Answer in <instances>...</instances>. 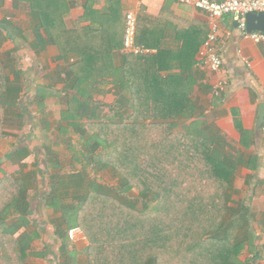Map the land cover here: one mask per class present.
I'll use <instances>...</instances> for the list:
<instances>
[{
	"label": "trees",
	"instance_id": "1",
	"mask_svg": "<svg viewBox=\"0 0 264 264\" xmlns=\"http://www.w3.org/2000/svg\"><path fill=\"white\" fill-rule=\"evenodd\" d=\"M93 12L86 9L88 16ZM115 22L116 28L105 33L84 29L88 42L83 47L80 27L74 28L70 45L60 48L62 57L72 53L76 59L67 67L63 90H52L64 106L53 132L63 137L68 163L51 146H43L49 177L43 198L60 241L57 263L257 264L262 255L255 242L256 213L244 200L233 199L242 158L191 100L197 35L179 30L185 21L169 20L181 47L168 49L159 42L157 51L183 58L176 64L178 72L168 65L169 72L161 75L163 67L149 66V54L122 53L118 65L107 62L123 45L124 18L119 15ZM39 24L49 41L56 42L53 18L42 15ZM141 34L137 18L136 42L150 47ZM198 34L201 44L206 34L203 29ZM6 82L0 78V139L7 116H21L16 112V78L9 91ZM102 82L114 88L112 103L94 99ZM42 89L34 100L39 107L48 96ZM29 154L20 146L5 159L15 164ZM66 164L74 169L64 171ZM36 167L28 173L1 170L0 264H28L30 253L42 258L48 254L32 247L40 235L30 218ZM103 171L114 184L99 180ZM71 229L80 230L88 241L83 252L69 248Z\"/></svg>",
	"mask_w": 264,
	"mask_h": 264
},
{
	"label": "crops",
	"instance_id": "2",
	"mask_svg": "<svg viewBox=\"0 0 264 264\" xmlns=\"http://www.w3.org/2000/svg\"><path fill=\"white\" fill-rule=\"evenodd\" d=\"M86 9L94 12L88 16ZM127 11H133L139 19V32L141 30L143 33L139 38L151 44L150 47L145 46L150 50L145 53L151 55L149 66L163 67L161 75L169 72L166 70L168 65L172 72H178L179 66L176 64L183 58V55L177 53L159 54L157 51L159 42L169 47L168 49L178 50L181 47V42L173 36L169 20L185 21L181 23L179 30L192 33L193 37L197 35L198 49L194 55L195 63L190 77L193 85L191 100L203 119L220 131L231 152L242 158L234 179V187L238 193L234 194L233 199L244 200L256 213L254 231L258 239L255 242L262 255L257 264H264V123L256 130L258 107L264 103V42L244 37L233 15H224L218 20L216 46L222 59V67L217 72H211L199 57L202 43L199 44L198 41L199 30L203 29L207 35L208 17L205 12L191 5L172 0H0V78L4 76L8 79L9 83L6 82L5 87L7 91L12 86L10 81L13 84L16 78V89H20L16 112L21 115L20 122H23L25 116L28 117L24 112L27 103L32 107L31 114L39 116L40 132L48 130L51 134L54 131L60 118V110L64 106L52 94L63 90L67 67L76 59L72 53L63 57L61 55L62 46L66 49L72 41V29L80 27L83 47L88 42V37L83 35L86 33L84 29H100L104 33L105 29L114 30L118 24L115 19L118 20L119 15L124 18ZM42 15L53 18L51 30L56 42H50L43 29L38 28ZM110 16L113 17L112 20H109ZM35 31L39 32L35 34ZM114 39L113 34V43ZM100 42L102 44L104 39ZM139 44L144 46L140 42ZM120 54L121 49L117 54L112 53L107 62L112 66L118 65ZM185 61H189V56H185ZM221 79L226 81V87L220 96H215L212 86ZM39 88H44L42 92L48 93L42 107L34 103ZM96 88L95 92L100 93L94 98L96 101L112 103L115 100L111 83H98ZM27 94L32 95L30 99L26 98ZM51 104H56L59 108L58 118L52 119L55 121H50ZM12 117L13 114H10L6 118L5 134L0 142L5 140L11 144L14 142L13 138H17V131L7 128ZM44 123H48L47 129ZM34 127L35 125L30 124V128ZM19 138L21 139V135ZM15 146L16 148L11 149L8 146L4 153L17 149V145ZM25 147L30 154L23 162L33 155L31 148L27 145ZM16 166L17 163L13 164L14 170L8 172L17 171ZM40 236L41 234L38 239H41ZM70 239L74 245L73 238Z\"/></svg>",
	"mask_w": 264,
	"mask_h": 264
},
{
	"label": "rangeland",
	"instance_id": "3",
	"mask_svg": "<svg viewBox=\"0 0 264 264\" xmlns=\"http://www.w3.org/2000/svg\"><path fill=\"white\" fill-rule=\"evenodd\" d=\"M32 95L27 94L26 98L30 99ZM26 99V100H27ZM25 114H28V117L23 118V122H20L19 116H13L11 119V122L9 123L8 127L10 130L17 131V138L14 139L11 144L9 142H6L5 140H2L0 142V158L3 160L0 165V174L1 170L4 169L5 171H12L14 168L12 167L13 163L11 160H6L4 153V150H8V148H16L20 146H29L33 152V155H30L25 162L21 161L17 163L16 170L19 172L28 173L29 170L34 167V164L37 165L36 172L37 175L35 177V183L31 184V188L29 191V196L32 203V211L30 218L32 219V225H34L37 230L40 231V238L37 239L34 242L33 249L35 251H45L47 252V256L45 258L42 257H36L29 254V258H27L28 264H58L57 263V257H58V247L60 244V241L57 239V237L54 234V228L52 224L50 223V218L53 216V212L51 209L46 208L44 206V198L43 194H45L48 191V185H49V177L44 171V168L46 167L44 165V144L51 146L57 153L58 157L63 163H68L67 159L69 157V152H67L66 148H64V144L62 142L63 137L58 138L57 133L50 132L47 130H39L38 126L40 125L39 122V116L38 115H32V107L31 105L25 103ZM59 108L58 105L51 104L49 107V113L51 114V120L54 118H58L59 116ZM30 124L35 125V127L32 129L30 128ZM39 124V125H38ZM45 133V134H44ZM56 134V135H55ZM19 135H21V139L19 138ZM19 139V141L17 140ZM9 146V147H8ZM15 146V147H14ZM3 152V153H2ZM8 154V153H7ZM76 165H79L78 163ZM74 166V165H73ZM72 165H65L64 171H72L74 169ZM9 167V169H8ZM19 169V170H18ZM39 169H41L43 172H40ZM12 173V172H10ZM99 180L103 181L108 184H114V179L111 177L109 172L103 171L99 173ZM38 231V232H39ZM74 245L72 243L69 244V248L76 247L79 250H84V245L88 243L84 235L81 231L78 229L76 230V234L73 238ZM44 245H48V247H44ZM47 250V251H46ZM80 252V253H81ZM36 253V252H35ZM245 255L242 256V259Z\"/></svg>",
	"mask_w": 264,
	"mask_h": 264
},
{
	"label": "built area",
	"instance_id": "4",
	"mask_svg": "<svg viewBox=\"0 0 264 264\" xmlns=\"http://www.w3.org/2000/svg\"><path fill=\"white\" fill-rule=\"evenodd\" d=\"M174 2L191 5L202 10L208 17L209 30L199 50V57L211 72H217L222 67V59L218 54L216 41L218 37V20L224 15H233L244 37L255 42H264V32L246 30V14L249 12H264V0H172ZM137 17L133 11L124 14V30L122 53L145 54L150 50L136 42ZM246 63H248L246 61ZM226 87V81L218 80L212 86L215 96H220ZM76 229L68 231L70 238H74Z\"/></svg>",
	"mask_w": 264,
	"mask_h": 264
},
{
	"label": "water",
	"instance_id": "5",
	"mask_svg": "<svg viewBox=\"0 0 264 264\" xmlns=\"http://www.w3.org/2000/svg\"><path fill=\"white\" fill-rule=\"evenodd\" d=\"M246 30L250 31H262L264 32V12H249L246 14ZM264 123V103H261L258 107V114L256 119V130Z\"/></svg>",
	"mask_w": 264,
	"mask_h": 264
}]
</instances>
